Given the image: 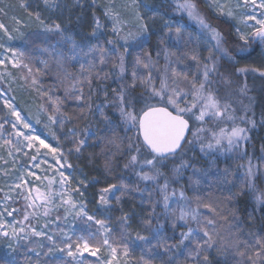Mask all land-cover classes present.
<instances>
[{"label": "snow or ice", "instance_id": "obj_1", "mask_svg": "<svg viewBox=\"0 0 264 264\" xmlns=\"http://www.w3.org/2000/svg\"><path fill=\"white\" fill-rule=\"evenodd\" d=\"M92 2L93 5L96 4V0ZM173 2L175 11L186 13L189 19L210 32L216 42L215 51L210 48L205 60L202 61L196 54L190 56L198 70V74L191 78L188 68L181 67L183 61L179 57L173 59L175 53L169 51L166 45V41H172L173 31L175 38L179 40L183 25H178L173 30L172 24L166 20L159 34L153 32L147 21L154 19L160 10L149 8L145 4L146 11L142 14L139 0H130V3L119 6L116 0H109L107 5H102L104 16L111 22L112 38L105 41L110 47L97 43L91 52L85 54L92 57L87 62V66L79 63L80 57L75 45L70 50L71 55L60 53L57 56V66L63 69L61 83L64 86V97L54 99L49 94L50 90L40 91L41 97H46V100L37 111L47 115L48 121L58 126L65 139L71 140L72 147L68 149L67 154L63 150L57 131L50 129L52 140L56 142L53 146L35 133L31 123V113L22 114L24 110L15 105L14 97L8 98L6 91L0 89V99L3 100L4 107L15 118L14 121H4L10 123L13 129L9 136L14 135L17 138L13 145L15 151L20 153L24 148L34 149L36 154L30 157L34 162L33 167L39 168L41 163H47L48 169H54L50 177L36 176L37 180L46 181L42 187L32 184L25 178L23 172H19L13 183L8 186L9 191L0 188V192L4 193L0 200V232L5 237L24 240H28L29 237H46L51 246L43 253L45 256L59 251L71 258L70 261L59 259L57 264H86V261L80 258L84 252L97 256L101 248L107 251L108 258L97 257L98 264H121L119 259L121 255L127 264V258L134 250L130 245L137 247L142 245L141 251L148 253L147 259L141 255V264H157V260L159 264H213L210 258L213 250L225 256L234 250L237 256L246 257L245 264H264V236L254 241L242 238L241 224L236 220L235 213L231 214L233 221L236 222L231 223L227 212L220 206L225 202L238 204V197L245 194L244 187L252 193L258 205H264V190H259L254 182L258 171L264 167V157L259 158V164H254L251 159L247 161L245 177L247 183L235 193L232 191L235 187V178L229 179L230 170L227 167L223 170L217 168L215 172L217 185L223 186L222 190L226 191L228 196L218 198L215 202L205 203L204 197L196 194L198 180L195 181L197 187L192 189L194 195L191 197L186 194L183 186L178 189L172 187L179 183L186 169L192 168L193 175L202 171L185 159L187 152L192 150V146L197 141L200 151L205 155L231 153L234 150H239L241 156L247 155L245 142L250 140L249 133L257 126L252 103L254 97L248 96L247 83L237 84L232 77L241 74L246 76L249 71L259 72L260 76L264 77V70L235 68L236 61L232 58H229L230 62L220 64L219 60L228 55L222 34L208 22L195 0H173ZM43 3L49 10L60 9L57 0H43ZM209 6L214 9L218 17L235 19L237 11H240L246 25L249 21H254V24L250 25L253 28L250 35L242 34L237 28L239 39L244 42L240 48L242 52L251 41L258 40L264 45V0H237L235 5L232 4V0H211ZM20 7L27 9L26 4H21ZM0 13H4L3 8H0ZM127 13H130L131 18ZM12 19L15 23H19L16 17ZM35 19L42 26L43 33H54L62 39L71 40L70 36L66 37L68 31L66 25L55 21L45 24L39 13L36 14ZM93 20L91 38L99 41L105 25L101 23L99 17L94 16ZM0 30H3L8 40L14 39L9 28L2 22H0ZM153 36H157L158 43L155 59L151 52L146 51V46ZM0 49L5 53L3 59H0V65L7 67V62H10L12 67L19 68L21 72L26 69V75L22 78L31 77V84L34 86L40 83L37 76L42 74L41 70L37 68L36 74H33V68L24 52L6 47L4 43H0ZM253 51L254 49H250L248 55ZM215 53H221L222 56L217 57ZM8 54L11 56L10 60ZM161 55L164 59L162 66ZM41 63L47 67L46 61ZM76 63H79V74H74L67 68L68 65L75 67ZM106 67H110L115 75L117 87L111 89V96L107 90H104V106L114 108L119 113L120 123L113 125L111 119L105 115L103 107L97 105L96 108L106 124L102 134H98L99 130H93L91 126L82 130L73 126L67 128L65 132L67 124L72 122V117L64 110V104L67 101L75 102L80 108L78 118H83L85 108L91 112V93L95 82L103 83L109 79L110 72L105 71ZM3 79V74H0V80ZM217 83L224 86L223 93L220 88L213 86ZM85 86L88 88V95L85 94ZM137 88L142 89L139 95L136 94ZM237 95L248 97L249 103L244 104L242 99L237 101ZM153 100H156V103H152ZM236 102L241 105L239 115L238 109L234 107ZM36 122L41 123L39 119ZM260 123L264 124V112L261 113ZM121 124L125 136L121 138L119 144H116L107 134L111 133L112 137H116L117 129ZM3 127L4 124L0 123V129ZM25 129L29 132L26 133ZM129 132L132 133L131 136L127 135ZM89 140H106L107 143L115 146L113 156L106 159V169H111L115 165L117 155L121 158L126 157L124 169L131 170L139 181L152 182L154 185L150 190L140 189L138 186L135 189L147 191L149 203L152 205L151 212L147 217L142 218L146 235L137 231L134 238L132 237L129 232L131 216L125 213L120 217L122 231L118 241L106 220L89 216L85 210L86 205L74 199L75 194L83 196L80 186L87 187V181L81 179L77 187L73 188L69 176H66L65 171L61 169L72 168L68 163L67 155L73 152L82 153L88 146ZM5 144L12 145V139L5 140ZM41 147L47 151L41 153ZM8 154L11 156L13 153L10 150ZM49 154L52 156V163H48L46 159ZM24 155L27 153L25 152ZM177 159H179L178 164ZM169 164H172V167L166 172L165 169ZM57 173L59 180L56 179ZM7 174L5 172V175ZM28 175L33 176L35 173L28 171ZM203 175L207 176L208 171H204ZM161 180L163 183H160ZM189 180L191 181V177ZM56 184L60 187H54ZM128 187L123 183L119 185L121 196L126 194ZM17 189L20 191L16 192ZM117 189L116 184H109L100 190L99 203L106 206L105 211H110L107 207L110 204L107 194ZM10 192H16V196L22 198L24 201L22 208L10 206L17 203V199L10 195ZM154 193H158V198L155 200L152 199ZM121 196L116 197L117 204ZM159 204H162L163 210L158 213L156 207ZM201 208L207 209L211 215L203 213ZM60 209H63V216L60 214ZM53 210L56 212L54 219L50 218ZM261 210L264 211V208ZM17 215L21 218L17 219ZM69 216L86 217L88 221H94L99 225L97 233L74 239V234L69 235L58 224L52 234L45 231L51 224L61 220L67 221ZM8 217L13 219L9 221ZM42 217L45 218V222L41 225ZM252 218L249 216L250 220ZM225 224L228 225L226 230ZM166 225H170L172 235H167L164 231ZM57 236H63L64 239L58 242ZM137 242L141 244L138 245ZM36 247L44 248L45 245L36 244L32 250L35 251ZM36 255L39 257L41 253L36 252ZM216 264H219V261ZM223 264H228L227 258Z\"/></svg>", "mask_w": 264, "mask_h": 264}, {"label": "trees", "instance_id": "obj_2", "mask_svg": "<svg viewBox=\"0 0 264 264\" xmlns=\"http://www.w3.org/2000/svg\"><path fill=\"white\" fill-rule=\"evenodd\" d=\"M155 2L160 3L161 13L165 16L173 19L174 21H181L185 23L184 16H181L179 12L175 11V7L172 1L170 0H153ZM87 14L89 16L99 17L101 23H103V18L101 17L98 11H94L91 8L86 9ZM207 14V15H205ZM204 15L208 22L216 28L224 37V47L228 50V55L223 56L222 59L219 60L220 64H225L230 62L229 58H232L236 61L235 68L247 67L251 68H261L258 66L257 61L259 58V47L257 44L248 45L245 48V51H241L240 48L244 44L243 42L236 40L232 34V29L226 21L213 17L207 9L204 12ZM174 30V29H173ZM158 32L157 34H159ZM109 38H112V33L108 30L103 31V35L100 36L99 41L95 40L88 46L80 47L76 44L77 41H70L66 39H62L60 36H57L56 39H44L43 37H31V39L25 45V52L29 54V58L35 59L38 56H42L46 58L47 66L49 69H46L47 75L40 76V88H46L47 91L50 90L53 98L56 97H64V87L59 86V82L63 79V69L57 68L52 70V65L56 63L57 56L56 52L63 53L65 55H71V49L75 45L76 51L80 57L79 63H84L87 66V62L92 59L90 55H85L92 51V48L95 47L97 43L102 46L110 47L105 43V41ZM78 43V42H77ZM166 45L169 51L175 53L173 59L179 57L183 64L181 67H187L189 70V78L193 75L198 74L197 66L195 62L190 59V56L196 54L203 61L208 57V50H201L198 47L196 38L189 31H181L180 38L177 40L175 38V34L173 31V39L171 42L166 41ZM158 47L157 36H153L151 41L146 46V51H149L153 55V59H155V50ZM163 47V46H160ZM48 49L50 55H45L44 51ZM250 49H254L251 55H248V51ZM217 57L222 56L221 53H215ZM75 63V62H73ZM79 63L75 64V67L68 65V71L79 74L80 68ZM164 64L163 56L160 57V65ZM105 71L110 72L109 79L105 80L103 83L95 82L94 89L91 93V103L92 110L89 112L86 108L84 110L83 118H78L80 116V108L76 105L75 102L67 101L63 108L68 113L69 116L72 117V122L69 123L70 127L75 126L77 129L82 130L85 127L91 126L93 130H99L98 134H102L104 128L106 127L104 118L100 116L99 111L96 106L101 105L105 112V115L109 117L112 121L113 125L119 124V113L111 107L104 106V90L109 92V96H111V89L117 87L115 75L112 73L110 67H106ZM235 71V69H233ZM130 78V73H129ZM232 79L237 82V84L247 83L249 88L248 96L254 97L253 110L255 112V119L257 120V126L252 129L249 133L250 140L245 142V147L247 150V155L243 156L245 159H251L253 163L259 164L260 157L264 156V124L260 123L261 113L264 112V77L259 75H253L248 73L245 75H233ZM66 82V81H65ZM42 86V87H41ZM61 88V90L55 91V87ZM214 87H218L221 89V93L224 91V86L220 84H214ZM85 94L88 95V88L85 86ZM142 93V89L137 88L136 94L139 95ZM39 101L43 104L45 103L46 97L42 98L38 96ZM243 100L244 104H248V97H239L237 95V101ZM152 103H156V100H153ZM234 107L238 109L237 114H241L239 109L241 107L240 103H234ZM67 131V127L65 128V132ZM60 137L63 139V150L67 154L68 149L72 147V143L70 139H65L64 134L60 131ZM109 138L114 139L116 144H119L121 138L125 136V132L123 131V125L117 129L116 137H112L111 133L107 134ZM127 135L131 136L132 133L129 132ZM126 143V141H125ZM193 150L187 152L185 159L189 160L196 168L201 169L202 171L196 175H193V169L188 168L184 171L183 176L180 178L178 184L172 185V187L183 188L186 191V194L191 197L194 195L193 188L197 187L195 181H199L198 193L202 197H204L205 203L215 202L218 198H224L228 196L226 191L222 190L223 186H218L216 182L215 172L216 169L223 170L226 167L230 170L231 175L229 179H234L235 187H233V193L240 191L242 185H246L247 181L245 179L246 173L243 171L241 164V156L237 159L236 153L232 155L226 154L225 157H214L211 160L203 161L199 158L198 149L199 142H195L192 146ZM115 152V146L113 144L107 143L106 140H89L88 146L82 151V153L77 154L75 152L67 155L68 162L75 168L80 167L84 170L87 175L90 184L88 188L85 190L86 196L92 198L93 200H98L100 196V190L102 188L107 187L109 184H116L118 189L108 197L110 204L108 208L110 211H107V217L102 218L100 215L96 214V219H104L107 221V225L111 227L113 236L119 241L121 234V222L120 217L127 213L131 216L130 228L129 232L132 234V237L135 236L137 231L141 232V234H147L142 225V218L147 217L148 213L152 210V205L149 203L147 191H137L135 190L137 186L140 189H151L154 185L152 182H143L139 181L138 178L131 170L124 169L123 165L126 162V157L121 158L120 156H116V163L111 169L105 168L106 159L113 156ZM176 163H179V159H177ZM172 167V164L168 165V168L165 169L168 172ZM208 171V175L204 176L203 172ZM191 177V181L189 180ZM254 182L256 187L259 190H264V169L261 167L258 171L256 177L254 178ZM128 185V189L126 190V194L121 196V191L119 190L120 184ZM163 183V180L160 181ZM245 194L238 197L239 203L233 202V204L223 203L221 204V208L225 209L228 214V219L231 223H235L233 221L232 214L235 213L236 220L241 224V233L242 238L252 240L264 236V211L261 209L264 208V205H258L255 199L253 198L252 193L244 187ZM121 196L119 204L116 202V197ZM158 198V193H154L152 199L155 200ZM20 205H18L19 207ZM20 208V207H19ZM162 204L157 205L156 211L162 212ZM201 211L206 215H211L207 209L201 208ZM249 216L253 218L250 220ZM18 218L21 217L18 215ZM155 222V221H154ZM222 223V222H221ZM78 232L85 237H87L90 233H97L98 227L96 224H87L85 219L79 220L76 223ZM225 230L228 225L225 224ZM167 235H172V229L170 225H166L165 230ZM179 229L177 230L178 235ZM46 244L44 248H42V253L39 258L32 257L28 254L26 248L17 247L15 252V259L13 261L7 259L3 255H0V264H57L59 259L63 258H49L45 257L43 254L47 251L48 244ZM154 243V241H153ZM137 244H141V242H137ZM26 247V246H25ZM134 250L131 251L130 257L134 264H141L140 257L144 255L145 259L148 258V253L146 251L142 252L141 247H137L136 245H130ZM119 251V250H118ZM251 254V253H250ZM210 258L213 260V264H216L219 261V264H223L225 258L228 260V264H245L246 257H239L235 254V251H231L228 254L221 255L217 253L215 250L211 252ZM183 259V257H180ZM65 261H69L63 259ZM92 262L96 264V261L90 258L86 259V262ZM157 264H159V260H157Z\"/></svg>", "mask_w": 264, "mask_h": 264}, {"label": "rangeland", "instance_id": "obj_3", "mask_svg": "<svg viewBox=\"0 0 264 264\" xmlns=\"http://www.w3.org/2000/svg\"><path fill=\"white\" fill-rule=\"evenodd\" d=\"M173 2V0H170ZM57 2L60 4V9L55 10H49L45 7L43 0H0V8L4 9V13H0V22L4 23L11 33V35L14 37L12 40H8L7 36L4 35L3 30H0V43H4L6 47H11L18 49L25 53V56L28 58V62L33 68V74H36V69L39 68L41 70L42 75H47L46 69H49L48 66L45 67L41 61H46L44 57L38 56L35 59L29 58V54L25 52V45L27 42L31 39V37H43L44 39H56L57 35L54 33H43L42 26L36 21L35 16L37 13H39L42 20H44L45 24H51L53 21L62 23L63 25L67 26V33L66 37L70 36V41H77L76 44H78L80 47L88 46L92 42H94L96 39L91 38V31L94 25V20L92 16H89L87 14L86 9L91 8L94 11H98L100 13L101 17L103 18V25H105L104 29L111 32V22L104 16V7L102 5H107L109 0H96V4L93 5L92 0H57ZM197 3L201 13L204 15L205 10L207 9L210 14L218 19H221L223 21H226L227 24L231 26L232 34L236 40H239V36L237 34V28L240 29V32L244 35H250L253 31V28L250 26L254 24V21H249L247 25L243 22L240 11H237L235 19L229 18V17H218L216 12L212 7H210L211 0H195ZM237 0H232V4L235 5ZM117 5H123L126 3H130V0H116ZM139 3L141 4L140 11L143 14L146 10L144 8V5L147 4L149 8H158L159 14L152 20H148L147 23L150 26V29L153 32H161L164 22L167 20L172 24L173 29H175L178 25H183V28L181 31H189L191 32L194 37L196 38L198 47L201 48V50L205 49H214L215 40L212 39L211 33L208 32L206 29H202L200 25H198L194 20L189 19L186 13H180L181 16H184L185 23L181 21H174L173 19L163 15L161 13L160 9V3L155 2L153 0H139ZM21 4H26L27 9H23L20 7ZM174 4V2H173ZM175 7V4H174ZM6 13V15H5ZM150 14V13H149ZM129 18H131L130 13H127ZM207 15V14H205ZM204 15V16H205ZM13 17H16V19L19 21V23H15L13 21ZM18 29V31L16 30ZM103 29V31H104ZM243 42V41H241ZM244 43V42H243ZM254 43L257 44L259 47V58L257 61V64L260 68V70H264V45H262L259 41L254 42L251 41L249 45H253ZM48 50V49H47ZM45 55H50L48 51H44ZM59 52H56V55H59ZM209 54V50H208ZM5 53L3 52V49H0V59H3ZM9 60L11 59L10 54ZM57 63L52 65V70L57 69ZM252 69V68H251ZM259 69V68H256ZM27 70L25 69L23 72L19 68L12 67V64L10 62H7V67L0 65V74H3L4 79L0 80V89H4L6 91V95L8 98L14 97V103L19 108L23 109L24 112L22 114L28 115L31 113V123L32 127L35 129V133L40 135L42 139H46V142L51 143L53 146L56 145V142L52 140L50 129L57 131V135L60 136L58 126L52 125L48 119L47 115L43 113H39L37 111L38 107L42 105L43 103L39 101L38 96L40 95V91H47L46 88H40L38 85H32L31 84V77L28 79H23L22 76L26 75ZM248 73H251L253 75H259V72H252L249 71ZM40 75L37 76V79H40ZM63 79H61L62 81ZM59 82V86L62 87L63 84ZM66 83V82H65ZM55 87V91L61 90V88ZM42 87V86H41ZM64 87V86H63ZM50 95L51 92L49 93ZM53 96V95H52ZM39 119L41 123H37L36 120ZM5 120L8 121H14L15 118L11 115L9 110L4 107L3 100L0 99V123L4 124L3 129H0V188H4V190L7 192L9 191L8 186L13 183L14 178L19 175V172H23L25 178L28 181H31L32 184L36 186H43V184L46 183V181L37 180L36 176L43 177L45 175L51 176L54 169H48L47 163H41L39 168L33 167V163L30 159V157L35 153L34 149H28L24 148L22 152L17 153L13 147L16 141V137L9 136L10 133L13 132V129L11 128L10 123H4ZM67 128H71L69 124L66 126ZM26 133L29 132V130H24ZM9 138L12 139L13 144H5V140H8ZM61 144L63 145V139L60 137ZM12 151V155L9 156V151ZM193 150V149H192ZM47 151L46 149L41 147V153ZM199 158L201 160H211L214 157H225L226 154H233L236 153L237 159L241 156L239 153V150H234L231 153H215L214 155H205L198 149ZM27 153V155H24V153ZM264 157V156H263ZM40 157L38 156V159ZM48 163H52V156L49 154V156L46 158ZM240 159V158H239ZM241 164L243 171L246 173V167H247V161L248 159L243 158L241 156ZM69 163V162H68ZM255 164V163H254ZM264 169V167H262ZM27 169V171H25ZM19 170V171H17ZM62 171H65V175L69 176L71 187L75 188L78 185V181L83 179L87 181V187L80 186V190L83 192V196H79L78 194L74 195V199L77 200L78 203H83L86 205V212L89 216H94L96 214L100 215L102 218L107 217V211H105L104 205H101L98 200H93L92 198H89L85 194V190L88 188L90 181L85 174L84 170L80 167H73L70 169H61ZM28 171H31L35 173L33 176L28 175ZM5 172L8 174L5 175ZM56 179L59 180V175L57 173ZM54 187L59 188L60 185L56 184ZM20 189H17L16 192H19ZM16 192H10L9 194L12 195L14 198L17 199V203L10 204L11 207H17L22 208L24 205V201L22 198H19L16 196ZM113 192H110L107 194V198L110 197ZM4 193L0 192V200H2ZM18 205H20L18 207ZM175 205H173L174 207ZM108 207V206H107ZM43 211V210H41ZM60 214L63 216V209H60ZM56 215L55 210L50 215V218L54 219ZM17 219L18 215L16 216ZM9 221H11L13 218L8 217ZM85 219L87 224H95L94 221H88L86 217L80 218L76 217L73 218L72 216L68 217L67 221L61 220L54 224H51L48 229H45L46 232L49 234H52L53 230L57 229V224L60 228H63L65 232H67L69 235L74 234L75 237L78 236H84L78 232L76 223L79 222V220ZM45 222V218H41L40 224L42 225ZM35 223V221H33ZM96 226L99 229V225L96 224ZM10 231V229H9ZM134 238V236H133ZM57 241L63 240V236H57ZM45 241H47L46 237H29L28 240L24 239H16L11 236L5 237L2 232H0V255H3L7 259L13 261L15 259V252L17 247L26 248L28 251V254L32 257H37L36 252L42 253V248L36 247L35 251L32 249L36 244H46ZM48 247L51 246L50 242L47 241ZM26 246V247H25ZM45 257L49 258H63L66 260H71V258L66 256V253H61L59 251H55ZM97 257H100L102 259L108 258V253L104 248L100 249V252L97 253V256L90 255L89 252H84L83 256L80 257L81 259L85 260L87 258L93 259L96 261V264H98ZM121 264H125V258L121 255L119 257ZM86 264H93L92 262H86ZM127 264H134L131 257L129 256L127 258Z\"/></svg>", "mask_w": 264, "mask_h": 264}, {"label": "water", "instance_id": "obj_4", "mask_svg": "<svg viewBox=\"0 0 264 264\" xmlns=\"http://www.w3.org/2000/svg\"><path fill=\"white\" fill-rule=\"evenodd\" d=\"M258 40L254 41V42H257Z\"/></svg>", "mask_w": 264, "mask_h": 264}]
</instances>
